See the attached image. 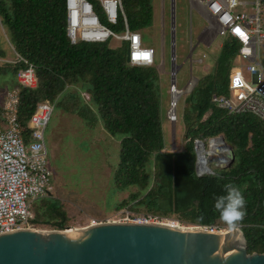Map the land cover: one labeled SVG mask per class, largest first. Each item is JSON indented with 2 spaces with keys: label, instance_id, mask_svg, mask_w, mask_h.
Segmentation results:
<instances>
[{
  "label": "trees",
  "instance_id": "1",
  "mask_svg": "<svg viewBox=\"0 0 264 264\" xmlns=\"http://www.w3.org/2000/svg\"><path fill=\"white\" fill-rule=\"evenodd\" d=\"M87 1L100 25L116 35L123 34L126 26L140 34L152 25V0H120L123 14L118 12L115 24L106 20L98 0ZM66 18V0H0V23L9 43L35 67L37 87L28 89L15 80L22 65L0 64V97L17 88V117L25 136L30 117L43 103L79 116L89 127L102 122L119 142L114 192L129 190L115 209L133 215L157 216L186 227L229 229L213 205L214 197L225 195L224 185L232 184L241 189L246 202L243 219L235 222L245 238L246 252L263 254L264 122L250 113L228 114L212 103L214 95L229 96L238 42L231 37L223 40L211 71L177 105L185 144L180 151L167 152L156 65L129 66L128 43L111 47V36L102 42L72 43ZM4 56L0 47V57ZM84 94L89 96L87 102ZM220 135L233 149L234 162L228 168L209 167L211 173L198 176L195 142L203 141L206 147L207 141ZM33 202L30 227L35 230L87 226L72 225L52 193Z\"/></svg>",
  "mask_w": 264,
  "mask_h": 264
},
{
  "label": "built area",
  "instance_id": "2",
  "mask_svg": "<svg viewBox=\"0 0 264 264\" xmlns=\"http://www.w3.org/2000/svg\"><path fill=\"white\" fill-rule=\"evenodd\" d=\"M106 20L115 24L118 12L122 11L120 0H98ZM205 11L207 22L217 25L216 35L221 38L231 37L240 45L237 57L246 60V72L250 74L248 82L239 69L229 74V96L212 97V103L218 108L226 110L228 114L250 113L264 122V71L256 62L258 49L264 50V21L261 16L260 1L250 3L251 14L236 12L244 3L240 0H193ZM245 6V5H244ZM67 32L71 42H75V32L79 28L87 35L97 29L105 36L101 38L84 37L79 34V41L102 42L109 36L128 43V65L131 67H150L154 63L153 48L142 44L139 33L125 31L116 35L106 27L100 25L91 4L87 0H66ZM92 17L89 21L86 18ZM125 20V19H124ZM13 57L10 60L0 58V64H20L23 68L16 72V83L24 88L35 89L37 78L35 67L24 57L20 56L10 46ZM193 49H191L192 51ZM201 59L197 60L200 63ZM252 63V64H251ZM178 67L173 59L170 71V101L166 111L169 123L177 122L176 108L183 89L176 86ZM19 96L17 88L5 95L3 112L0 122V234L20 230H33L30 222L34 218L30 209L31 203L52 193L51 172L48 168V151L45 142V130L50 121L53 106L50 103L39 104L30 117L27 125L28 134L18 122L17 107ZM197 142V141H196ZM195 142V143H196ZM211 142L209 145H212ZM116 223H131L140 225H167V219L152 215H133L127 212L118 215ZM109 222V221H106ZM113 222V221H112ZM98 221L92 220L88 226H96ZM86 226V227H88ZM35 230V229H34ZM217 230V229H210Z\"/></svg>",
  "mask_w": 264,
  "mask_h": 264
},
{
  "label": "rangeland",
  "instance_id": "3",
  "mask_svg": "<svg viewBox=\"0 0 264 264\" xmlns=\"http://www.w3.org/2000/svg\"><path fill=\"white\" fill-rule=\"evenodd\" d=\"M244 1L250 3L254 0ZM259 1L260 10L263 12L261 15H264V0ZM152 6L154 9L152 25L140 31V35L143 46L155 50V65H160V68H163L162 61H164V68L168 70L173 65L175 58V65L178 67L176 75L178 87L187 84L191 77L197 81L202 75L208 74L214 65L219 46L222 43L221 37H215L217 25L212 21L208 24L197 13L191 0H152ZM237 10L245 14L252 12L250 7ZM173 26L174 32L172 33L171 27L173 28ZM204 28L202 37H206L207 40L214 38V40L208 46L204 44L198 46L196 38ZM75 36V41L79 40L78 31L75 32ZM4 37L8 39L5 29L3 28L2 31L0 28V46L1 48L6 47V51L11 56L13 54ZM172 38L174 50L171 49ZM120 44L121 42L116 39H112L110 43L111 47H118ZM191 49L193 52L190 56ZM171 50L174 51V55L172 52L173 56H171ZM203 55L205 58L202 57ZM199 59L203 61L200 64L197 63ZM258 60L264 70L263 48L258 49ZM248 64L249 62L246 60L235 59L232 71L238 68L244 78L250 82L251 76L246 72ZM200 70L202 72H199ZM192 87L185 89L181 96L182 99L177 104L178 107ZM83 97L84 102H87L89 96L84 94ZM168 98L169 96L163 93L161 118L164 124L167 123L165 114L168 109ZM4 101L5 95H2L0 97L1 114ZM180 121L177 116V123L174 126L170 124L167 126L164 137L167 152L180 151L185 144L184 129ZM93 126L89 127L85 120L79 116L65 113L60 108L53 106L50 121L45 130L48 168L51 172V184L53 186L52 197L57 198L64 206L72 225L88 226L92 220L99 223L118 222L119 217L117 215H121L123 212L132 214L126 209H120L121 211L115 209L117 203L126 199L129 194V190L114 192L112 184L113 171L118 162L119 142L113 137L106 138L98 122ZM208 146L209 142L207 141L205 147L207 150ZM217 159L218 155L214 154L208 160V167L218 166ZM32 205L34 206L35 202ZM169 220L167 219V221ZM168 225L176 227L174 222ZM179 227L186 228L180 224ZM221 230L226 231L228 229Z\"/></svg>",
  "mask_w": 264,
  "mask_h": 264
},
{
  "label": "water",
  "instance_id": "4",
  "mask_svg": "<svg viewBox=\"0 0 264 264\" xmlns=\"http://www.w3.org/2000/svg\"><path fill=\"white\" fill-rule=\"evenodd\" d=\"M213 141L225 148L215 153L218 167L228 168L235 160L233 149L222 135L208 142ZM194 148L196 174L211 173L207 166L201 170L199 164V155L209 156L206 152L211 145L207 150L203 141H197ZM80 229L0 234V264H264V253L247 254L245 238L235 223L229 232L116 222Z\"/></svg>",
  "mask_w": 264,
  "mask_h": 264
},
{
  "label": "crops",
  "instance_id": "5",
  "mask_svg": "<svg viewBox=\"0 0 264 264\" xmlns=\"http://www.w3.org/2000/svg\"><path fill=\"white\" fill-rule=\"evenodd\" d=\"M241 2H243L244 4L243 5H241V6H239L237 9H244V8H246V7H251L250 6V3H252V2H250V3H248V2H245L244 0H240ZM191 3H192V5L194 6V8L196 9V11H197V13L202 17V18H204L206 21H207V19H208V17H207V15H206V13H205V11H204V9L198 4V3H196L195 1H193V0H191ZM245 5V6H244ZM152 8H153V6H152ZM236 9V10H237ZM154 10V9H153ZM236 12H240V10H237ZM261 13H263L262 12V10H261ZM262 16V19H263V21H264V15L262 14L261 15ZM0 28L2 29V31H3V27H2V25H1V23H0ZM171 30H172V33L174 32V26H173V28L171 27ZM204 30H205V28L203 29V31L201 32V34L196 38V44H198V46L199 45H201V44H204L205 46H208V45H210L211 43H212V41L214 40V38H212L211 40H207V38L206 37H202V33L204 32ZM5 34V33H4ZM140 35V34H139ZM141 36V35H140ZM215 37H217V35L215 36ZM5 38V41L8 43V45H9V50L12 52V50L10 49V46L12 47V45L9 43V41H8V39L6 38V37H4ZM225 38H222V42H223V40H224ZM119 41V40H118ZM141 41H142V39H141ZM221 46H222V43L220 44V46H219V49H218V52H219V50H220V48H221ZM1 47V46H0ZM13 48V47H12ZM151 48V47H150ZM173 48V50H174V41H173V38H172V40H171V49ZM14 49V48H13ZM2 50H4V52H5V56L3 57V59H6V60H10V59H12V57H13V55H11L10 56V53H8V51H6L7 49H6V47H3L2 48ZM173 50H171V56H173L174 55V51ZM191 51V50H190ZM154 52H155V50H154ZM172 52H173V55H172ZM193 52V50L190 52V56H191V53ZM13 54V53H12ZM218 54V53H217ZM203 58H205V55H203L202 56ZM0 58H2V57H0ZM235 59H237V60H240L237 56L235 57ZM235 61V60H234ZM155 62H156V53H155V56H154V63H153V65H155ZM203 61H202V59H201V62L200 63H202ZM165 62L164 61H162V64H163V68H160V65L159 66H156V68H157V71H158V73H159V75H160V87H161V94L163 95V93L165 94V95H168L169 96V98H168V106H169V101H170V93H169V88H170V75H169V73H170V71L172 70V65H171V67L168 69V70H166L165 68H164V66H165V64H164ZM199 63V64H200ZM252 64V63H251ZM256 64H258V67L262 70V71H264L263 69H262V67H261V65H260V62H259V60L256 62ZM152 65V66H153ZM238 69V68H237ZM232 71V69L230 70V72ZM199 72H202L201 70L199 71ZM207 74V73H206ZM230 74V73H229ZM203 76V75H202ZM198 81V80H197ZM197 81L195 80V79H193V77H191L190 78V80L187 82V84H185L184 86H182V87H178L177 86V83H176V86H177V88H179V89H183L184 91H185V89L187 88V89H189V87L191 88L192 86H195L196 85V83H197ZM167 84H169L168 85V87H165V85L167 86ZM192 85V86H191ZM165 87V88H164ZM194 87H192V89H193ZM191 89V90H192ZM190 90V91H191ZM7 93V92H6ZM190 93V92H189ZM188 93V94H189ZM187 94V95H188ZM6 95V94H5ZM182 98L180 97V99H179V101L181 100ZM184 99V98H183ZM179 101H178V103H179ZM53 106V105H52ZM167 111V110H166ZM166 115V114H165ZM166 118V121H167V123L166 124H164L163 122H162V128H163V134H164V137H165V131H166V129H167V126L170 124V125H172L171 123H169L168 122V120H167V117H165ZM98 123L100 124V127H101V129H102V132L104 133V136L107 138V137H112L108 132H107V130L104 128V126H103V124H102V122H100V121H98ZM97 124V123H96ZM95 124V125H96ZM94 125V126H95ZM93 126V127H94ZM174 126V125H173ZM114 138V137H113ZM114 142H116L115 140H114ZM116 144V143H115Z\"/></svg>",
  "mask_w": 264,
  "mask_h": 264
},
{
  "label": "clouds",
  "instance_id": "6",
  "mask_svg": "<svg viewBox=\"0 0 264 264\" xmlns=\"http://www.w3.org/2000/svg\"><path fill=\"white\" fill-rule=\"evenodd\" d=\"M224 192L225 195L214 197L213 207L222 221L232 225L243 219L246 202L241 189L232 184L224 185Z\"/></svg>",
  "mask_w": 264,
  "mask_h": 264
},
{
  "label": "bare ground",
  "instance_id": "7",
  "mask_svg": "<svg viewBox=\"0 0 264 264\" xmlns=\"http://www.w3.org/2000/svg\"><path fill=\"white\" fill-rule=\"evenodd\" d=\"M76 3L78 4L79 0H75ZM87 20L89 21H92L93 18L92 17H88L86 18ZM76 31L79 32L80 35H83L84 37H95V38H101V37H104L105 35L100 32L99 30L95 29L91 35H87L85 34V32H83V30L81 28H79V25L77 26L76 28ZM214 149H216L214 151ZM224 146L222 145L221 142H217V141H213L212 145H211V149L210 151H207L206 153L209 154V156L207 155H204L202 156V154L199 155V164H200V168L201 170H207V167H208V160L212 157V154L214 155L215 153L218 154L220 153L221 151H224ZM222 156L219 155V159H221ZM207 166V167H206ZM209 168V167H208ZM166 225V224H165ZM169 226H172V225H169ZM174 227V226H173ZM39 231H42V230H39ZM82 231L81 229H75L73 227H69L68 229L64 230L62 233H70V232H80ZM231 231L230 229L226 230V232H229ZM225 232V233H226Z\"/></svg>",
  "mask_w": 264,
  "mask_h": 264
}]
</instances>
